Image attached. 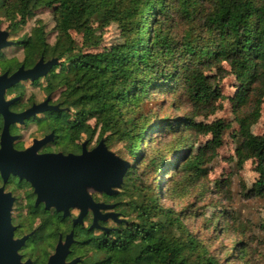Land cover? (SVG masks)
<instances>
[{"label": "trees", "instance_id": "obj_1", "mask_svg": "<svg viewBox=\"0 0 264 264\" xmlns=\"http://www.w3.org/2000/svg\"><path fill=\"white\" fill-rule=\"evenodd\" d=\"M42 8L53 10L55 42H49L46 26L39 20L14 46L23 51L26 66L42 57L59 61L47 77L52 76L48 84L53 95L61 92L57 102L75 113V121L63 124L68 113L56 116L54 130L67 140L81 133L93 139L98 133L108 148L110 143L126 142L139 165L130 164L124 177L122 188H129L130 200L118 206L128 207L137 222L118 226L115 264H264V239L258 251L256 239L252 245L236 241L230 250L228 246L213 248L232 233L228 223L234 218L227 212L206 216L200 210L213 204H199L207 193L203 185L206 166L216 157L228 125L222 120L196 121L213 112L221 99L216 79L224 76L222 66L227 64L243 90L238 100L242 103L248 93L255 100L253 111L238 119L236 151L239 163L257 162L259 178L250 196L264 198V135L251 132L264 98V0H0V24L9 22L8 32L14 35L30 13ZM107 22L120 27L124 44L111 51L86 53L84 49L99 47L96 27ZM73 32L81 36V47ZM22 62H4L1 72L12 71ZM214 70L218 74L212 75ZM157 93L173 97L177 111L186 106L191 113L156 124L154 115H143L142 104ZM92 119L94 127L89 124ZM162 132L173 135L172 148L150 157L148 150L143 153L144 139L150 141ZM190 133L211 134L212 140L193 154L195 141ZM162 167V175H168L163 187L169 199H184L192 189L203 187L202 194H195V204L177 211L162 203L154 187L156 195L149 197L135 185L138 170L143 173L141 179L154 180ZM162 180L160 176L159 183L153 182L158 191ZM201 218L205 225L198 233L189 223ZM109 252V246L102 243L100 264H109Z\"/></svg>", "mask_w": 264, "mask_h": 264}, {"label": "rangeland", "instance_id": "obj_2", "mask_svg": "<svg viewBox=\"0 0 264 264\" xmlns=\"http://www.w3.org/2000/svg\"><path fill=\"white\" fill-rule=\"evenodd\" d=\"M39 20L45 24L46 31L49 33V42L53 44L56 36L53 10L46 8L30 13L25 18L19 31L14 35H11L9 39L14 42L19 41L22 36H26L31 33L32 29L36 26ZM100 24L101 25L99 27H96L98 30L97 35L100 36L99 47L97 49H84L86 53H99L115 50L125 42L122 30L117 24L111 22ZM9 26V22L2 21L0 24V30L10 31ZM73 35L76 39V45L81 47V36L74 32ZM23 58V51L19 47L14 46L4 49L2 51V55L0 56V72L2 69V61L9 62L8 60L10 59L22 61ZM222 67L226 73L224 72V76L216 79V89H218L221 93V99L216 102V108L213 112H209L206 115L196 118V121L202 124H213L222 120L226 125H228V129L223 133V143L216 151V157L206 166L208 170L206 174L207 177L203 182L207 193L199 206H203L208 203H212L213 206H209L207 208L202 207L200 212L205 213L206 216L209 217L215 214L223 215V213L227 212L234 218L228 223V225L232 226L231 229H234L231 231L232 233L224 235L222 240H219L214 244L213 248H219L221 250L224 249L225 246H228L227 248L230 250L236 241H244L252 245V242L256 239L254 248L258 251L262 248L260 241L264 239V198H255L250 196V191L259 178V174L255 171L257 162L248 160L246 162L239 163L236 151L238 147L237 134L240 129L238 119L239 117L249 115L253 111L255 100L253 94L248 93L243 95V102L241 103L238 100L240 93L243 91L240 82L231 73L230 67L227 64H223ZM211 74H218V71L214 70ZM50 78H52V76ZM49 79H43L40 82L41 85L39 86H29L23 93V100L27 101L29 98L34 96L37 100H42L45 96L40 88L45 86L46 83L49 82ZM60 95L61 92L54 94L53 102L59 101ZM173 100L174 98L169 94H150L149 98L142 104L143 115H154L157 118L155 123L161 125L168 117L181 118L185 113H191L190 108L186 106H183L182 109L177 111L172 105ZM74 114V112H70V116L73 119L75 118ZM89 124L94 127L96 120H90ZM45 131L46 126L41 125L38 127L36 124L29 127L27 130L22 129L21 135L25 139L24 144L29 145L31 143V139L36 134L39 136ZM251 132L256 136L264 135V98L261 103L260 117L252 125ZM192 134L193 133H190V136ZM187 136H189V134ZM153 137V139L150 137V141L149 138L146 137L142 144H140L141 151L144 153L145 150H148L149 157L159 152L168 151L172 148V145L175 142L171 133H156ZM88 139L90 138L87 135H84L82 138L79 137L77 140L80 143H83ZM99 140V135L97 133L91 140L89 147H95ZM155 140L158 141L155 142ZM192 140L195 141L192 151L193 154H196L199 149L206 147V145L212 140V135L198 134L197 137L194 134L192 135ZM149 142H151L150 145ZM126 144V142L121 141L110 143L109 150L114 152L126 162L132 164V166L135 165L138 167L139 165L132 159L130 150ZM52 148L55 150L63 149L65 151L70 150L71 147L69 145H67V147H58L55 145L52 146ZM207 156H211V153L208 152ZM173 159H171V162ZM164 167L161 168L154 180L148 176H142L143 179H141L140 177L143 173L141 170H138L140 175L138 177V181L134 182L135 185L140 186L145 193H148L149 197H154L156 195L155 191L151 189V187H154V189L157 190V193L161 194L160 198L162 203L165 206L172 207L177 211H181L187 206L195 204L194 202H197L195 194H202L203 192L201 189L203 187L198 186L192 189L190 195L184 199H169V192L167 193V190L163 187L165 180L168 179V175H162ZM160 176H162L163 180L160 184V191H158V187H155L153 182L156 181V183H159ZM120 192L121 194L123 193L120 196L121 198L115 196L111 197L110 200H116L118 203L129 202L130 197H127L129 188L127 190L122 188ZM142 195L144 196V194ZM118 212L123 213L129 223L137 222L136 215L132 214V212L129 211V208L125 205H121L118 208ZM190 224L193 225L192 230L199 233L203 231L205 221L203 218L198 221L196 219H191L189 225ZM208 236H211V232H208ZM257 244L258 247L256 246ZM224 256H226V254Z\"/></svg>", "mask_w": 264, "mask_h": 264}, {"label": "water", "instance_id": "obj_3", "mask_svg": "<svg viewBox=\"0 0 264 264\" xmlns=\"http://www.w3.org/2000/svg\"><path fill=\"white\" fill-rule=\"evenodd\" d=\"M9 38L8 31L0 30V51L15 45V42ZM58 62V59L45 62L42 57L31 69L26 70L24 66H21L12 75H9L8 72L0 75V114L4 117L0 148V173L5 180L12 174L31 182L36 188L39 198L46 202L47 208L55 207L57 211H63L64 216L69 215L70 208H79L84 213L87 208H93L94 205L96 212L101 210L100 219L102 221L114 219L118 224L127 223V220L120 218L118 212L102 214V211L115 209L117 204H95L88 193L89 189H93L101 194L117 196L130 168V163L110 151L104 140H101L98 146L91 151L87 149V141L84 142L81 155H65L63 153L39 155L38 150L49 141L50 137L42 141L35 140L34 145L24 151H17L14 148L13 143L16 137L10 134L12 124H22L26 119L45 111L59 112L60 108L58 105L48 106V99L25 112L14 113L10 110V106L15 100H6V90L21 81H34L46 76ZM13 203L12 195L5 193L4 188L1 187L0 264H30L29 261L23 263L19 255V249L26 237L21 240L14 238L15 227L11 218ZM81 221L82 216L75 220L74 224ZM72 238L73 233L68 236L65 245L58 246L48 264H64ZM75 263L76 261L70 264Z\"/></svg>", "mask_w": 264, "mask_h": 264}, {"label": "flooded vegetation", "instance_id": "obj_4", "mask_svg": "<svg viewBox=\"0 0 264 264\" xmlns=\"http://www.w3.org/2000/svg\"><path fill=\"white\" fill-rule=\"evenodd\" d=\"M3 51V50H2ZM0 51V56L2 55ZM44 58V57H43ZM25 56L22 61H24ZM41 59V58H40ZM39 59V60H40ZM38 60V61H39ZM50 59L44 61L47 62ZM8 61H17L8 60ZM19 61V60H18ZM21 61V62H22ZM37 61V62H38ZM32 66H26L23 62L12 71L0 72V75L8 72L9 75L15 73L21 66H24L26 70L33 68L36 63ZM4 63V61H2ZM1 63V64H2ZM51 71V70H50ZM48 74L44 77H40L37 80H25L14 85L13 87L6 90L5 98L7 101L15 100L10 106V110L14 113H22L30 109L34 105L44 103L49 99L48 106L58 105L60 108L59 112L45 111L37 114L34 117H30L24 121V123H16L10 126V134L16 137L13 145L17 151H24L34 145V141H42L49 138L39 150L38 154H49V153H63L65 155L74 154L81 155L83 150V143H80L77 139L82 138L85 134L74 135L71 140H67L63 133H58L54 130V117L65 115L64 123L74 122L75 119L71 118L69 108L63 103L53 102V94L50 91V86L46 83L45 86L40 88L44 94L42 100H37L34 97L29 98L27 101L23 100V93L29 86H39L43 79H47ZM30 83V84H28ZM82 121L83 119L78 118ZM36 124L38 127L41 125L46 126V131L42 132L41 135H35L31 139L29 145L24 144V138L21 135L22 129H28L32 125ZM4 129V117L0 114V148H1V137ZM89 137V136H88ZM90 138V137H89ZM92 139L87 141V149L93 150L95 147H89ZM85 141V142H86ZM65 146L69 145L70 150H55L52 146ZM4 188L5 193H10L14 198L13 209H12V224L15 227L14 238L21 240L26 237L25 242L19 249V255L23 263L30 262V264H48L50 258L56 253L58 246L65 245L67 243L68 236L73 233L68 254L65 258L64 264H70L76 261L75 264H100L102 256L100 254V247L102 243L109 246V264H115V242H116V230L120 224L114 219L108 221H102L100 219L101 210L97 212L93 208H87L84 213L79 208H70L69 215L64 216L63 211H57L55 207L47 208L46 202L39 198L36 188L33 184L26 179H20L18 176L10 175L7 180L4 179L0 173V188ZM88 193L92 197L95 204L105 203L108 205L117 204L115 209L109 211H102V214L107 212H118V202L116 200L111 201V197L106 194H101L93 189H89ZM120 213V212H118ZM82 216V221L74 224V221ZM98 218V220H96ZM120 218L127 220V218L120 213ZM96 221V222H95ZM127 222H129L127 220ZM126 224V223H121Z\"/></svg>", "mask_w": 264, "mask_h": 264}]
</instances>
